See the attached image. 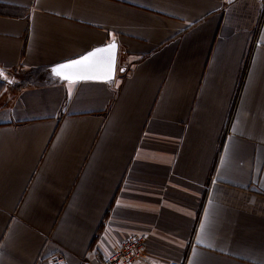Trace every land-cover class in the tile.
Instances as JSON below:
<instances>
[{
	"label": "crops",
	"instance_id": "1",
	"mask_svg": "<svg viewBox=\"0 0 264 264\" xmlns=\"http://www.w3.org/2000/svg\"><path fill=\"white\" fill-rule=\"evenodd\" d=\"M0 70V264H264V0H0Z\"/></svg>",
	"mask_w": 264,
	"mask_h": 264
},
{
	"label": "snow or ice",
	"instance_id": "2",
	"mask_svg": "<svg viewBox=\"0 0 264 264\" xmlns=\"http://www.w3.org/2000/svg\"><path fill=\"white\" fill-rule=\"evenodd\" d=\"M116 49L117 44L113 41L104 47H97L77 59L57 64L51 71L56 76L67 80L69 84L78 80H110L115 71ZM97 72L101 74H97ZM0 77H4L3 70H0ZM69 95H71V89ZM204 227L202 224V232Z\"/></svg>",
	"mask_w": 264,
	"mask_h": 264
},
{
	"label": "built area",
	"instance_id": "3",
	"mask_svg": "<svg viewBox=\"0 0 264 264\" xmlns=\"http://www.w3.org/2000/svg\"><path fill=\"white\" fill-rule=\"evenodd\" d=\"M146 243V233H130L118 243L111 254L103 258L101 264H135L142 261ZM51 264H65V261L61 256H55L51 259Z\"/></svg>",
	"mask_w": 264,
	"mask_h": 264
},
{
	"label": "trees",
	"instance_id": "4",
	"mask_svg": "<svg viewBox=\"0 0 264 264\" xmlns=\"http://www.w3.org/2000/svg\"><path fill=\"white\" fill-rule=\"evenodd\" d=\"M4 87H5L4 82L0 81V95L3 93Z\"/></svg>",
	"mask_w": 264,
	"mask_h": 264
},
{
	"label": "water",
	"instance_id": "5",
	"mask_svg": "<svg viewBox=\"0 0 264 264\" xmlns=\"http://www.w3.org/2000/svg\"><path fill=\"white\" fill-rule=\"evenodd\" d=\"M65 63H66V62H65ZM114 72H115V71H114ZM52 73H53V72H52ZM53 74H54V73H53ZM97 74H101V73H100V72H97ZM54 75H55V74H54ZM113 75H114V74H113ZM55 76H56V75H55ZM60 78H61V77H60ZM112 78H113V76H112ZM112 78H111V79H112ZM111 79H110V80H111ZM94 80H103V79H94ZM66 81H67V80H66ZM78 81H81V80H78Z\"/></svg>",
	"mask_w": 264,
	"mask_h": 264
},
{
	"label": "rangeland",
	"instance_id": "6",
	"mask_svg": "<svg viewBox=\"0 0 264 264\" xmlns=\"http://www.w3.org/2000/svg\"><path fill=\"white\" fill-rule=\"evenodd\" d=\"M247 58V57H246Z\"/></svg>",
	"mask_w": 264,
	"mask_h": 264
}]
</instances>
